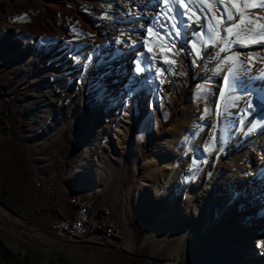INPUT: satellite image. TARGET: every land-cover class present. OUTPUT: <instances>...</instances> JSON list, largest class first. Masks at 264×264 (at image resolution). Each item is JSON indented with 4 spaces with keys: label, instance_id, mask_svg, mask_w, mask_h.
<instances>
[{
    "label": "rangeland",
    "instance_id": "374dc122",
    "mask_svg": "<svg viewBox=\"0 0 264 264\" xmlns=\"http://www.w3.org/2000/svg\"><path fill=\"white\" fill-rule=\"evenodd\" d=\"M191 3L199 27L180 16L182 35L161 38L170 24L144 32L120 0H0V264H252L254 241L264 248V7ZM125 47L137 49L128 83L116 74ZM118 123L128 128L113 139ZM84 162L103 195L115 173L114 244L39 231L51 233L52 190L69 193Z\"/></svg>",
    "mask_w": 264,
    "mask_h": 264
},
{
    "label": "built area",
    "instance_id": "2783aa9c",
    "mask_svg": "<svg viewBox=\"0 0 264 264\" xmlns=\"http://www.w3.org/2000/svg\"><path fill=\"white\" fill-rule=\"evenodd\" d=\"M68 200L74 205L72 215L53 213L50 217V231L55 238L111 245L121 237L120 227L109 217L107 206H98L93 197L85 198L78 193Z\"/></svg>",
    "mask_w": 264,
    "mask_h": 264
},
{
    "label": "bare ground",
    "instance_id": "6f19581e",
    "mask_svg": "<svg viewBox=\"0 0 264 264\" xmlns=\"http://www.w3.org/2000/svg\"><path fill=\"white\" fill-rule=\"evenodd\" d=\"M199 1V0H198ZM201 1V0H200ZM122 8L125 12L128 13L129 18L131 19V23L135 26H137L140 30L147 32V33H154L155 30H157L158 28H154L152 32H148L147 29L149 28V26L153 23V19L157 14V11H164L165 10V5L160 3V0H120ZM174 2V1H173ZM185 2L189 6H193L194 3H191V0H185ZM172 3V2H171ZM182 3V5L186 4ZM247 3V2H246ZM170 4V3H169ZM173 5V3L171 4ZM204 5V4H203ZM176 6V5H175ZM198 6V5H197ZM139 7V8H138ZM169 7V6H168ZM172 7V6H171ZM181 7V6H180ZM203 7V6H202ZM184 9V7H182ZM192 8V7H191ZM191 8H189L188 10H191ZM205 9V8H204ZM137 10V11H135ZM173 10V9H172ZM185 10V9H184ZM198 10V9H197ZM181 11V9H180ZM183 12V11H182ZM207 12V11H206ZM180 18V17H179ZM155 34V33H154ZM153 35V34H152ZM12 44V43H11ZM48 42H44L43 39H39V41L34 44L35 47V51H40L41 49H45L48 46ZM28 50V49H27ZM137 49L135 47L133 48H128L125 47L123 49L125 56H120V58L116 61V74H118L119 76H121V78H123V80L125 82H130L133 81V77L128 75L124 69L126 70V68L130 67V65L132 63H130V59L133 57V55L135 54V51ZM33 51V50H32ZM41 52H44L43 50ZM46 53H49V49L47 48V51H45ZM32 53H29V55H31ZM25 56L22 57V59L19 61L21 64L22 61H26V60H30V56ZM135 56V55H134ZM30 57V58H29ZM136 58V57H135ZM132 60V59H131ZM34 62V61H33ZM28 63V62H27ZM30 63V62H29ZM30 66V65H29ZM45 76V74H43ZM113 76H109V79H112ZM123 85L119 84L117 82H113L110 84V89L116 90L114 93L115 97L118 99L121 96V89H123ZM112 91V90H111ZM124 94V93H123ZM123 96V95H122ZM121 96V97H122ZM131 119V115H126V121H130ZM120 122V121H119ZM126 128H128L127 125H121L118 123V127L116 129L115 132V136L114 138H120V133L125 130ZM112 141V139L110 140ZM103 160H107L108 157L103 155L102 156ZM226 197H228L229 195H225ZM0 219H7L6 214L4 213H0ZM8 220V219H7ZM12 227L16 228L14 225H11ZM24 227V226H23ZM19 230H22L20 228H17ZM41 234L46 235L47 237L51 238V239H56V240H61V241H67L65 239H60V238H55L52 233H49L47 231L44 230H40ZM253 252L254 255L252 257V264H264V248L263 246L260 244V242L254 241L253 243ZM149 263H153L152 261H149ZM163 264H166L165 262H163ZM169 264V263H167Z\"/></svg>",
    "mask_w": 264,
    "mask_h": 264
},
{
    "label": "crops",
    "instance_id": "0c3cea01",
    "mask_svg": "<svg viewBox=\"0 0 264 264\" xmlns=\"http://www.w3.org/2000/svg\"><path fill=\"white\" fill-rule=\"evenodd\" d=\"M98 174V173H97ZM97 174H88L85 168V162L79 166V170L77 171L76 176L71 177L75 183L72 188H70V192L64 193L60 189L55 188L52 190V199L49 204L52 207L53 213L57 215H72L74 210V205L69 202L68 197L73 194H81L85 198L93 197L96 205H105L109 208V217L116 222L120 223V215L117 211V205L120 203V195L117 191L116 183L111 184V179L114 177L115 173L112 172L111 176L109 175L102 181L107 184L108 187L111 185V190L103 195L101 193V186H98L99 177ZM107 182V183H106ZM110 184V185H109ZM52 214V213H51Z\"/></svg>",
    "mask_w": 264,
    "mask_h": 264
},
{
    "label": "snow or ice",
    "instance_id": "6c2138e0",
    "mask_svg": "<svg viewBox=\"0 0 264 264\" xmlns=\"http://www.w3.org/2000/svg\"><path fill=\"white\" fill-rule=\"evenodd\" d=\"M174 2L177 3V4H179L180 3V0H174ZM216 2L219 5L221 3V0H216ZM160 3L161 4H164L166 6L165 7V10L164 11H160V10L157 11V14H156V16L153 19V23L147 29L148 32H152L154 28H158V29H169V24H170V26H171L170 27V30L164 31L163 32V36L161 38H165V37L166 38H171L173 35L179 37V36L182 35V33L177 28V22H176V19L175 18H178L180 16L187 17L191 21L192 24H197V26L199 27L198 21H199L200 17L197 16L196 20H192L191 16H189V14H188V5H183V7L185 8V11L182 12V11L179 10V8H177L175 10V12L173 13L172 10H171V8L168 7L169 0H160ZM251 6L252 7H256V6L264 7V0H260L259 5L253 4ZM208 7L211 8V5H209ZM233 7L234 8H238L239 5H237L235 2H233ZM204 10L205 9L203 7H201V9H200L201 13H203ZM220 14H221L222 17L226 18V20L229 21V22H232L235 19L234 15H233V12L231 10H229L227 7H224L223 8V11H221ZM214 15L215 14L213 13V18H214ZM243 19H244V17L241 15V22H243ZM223 22H224V20L222 19L221 20V23H223ZM185 26L186 27H189L191 25H187L186 24ZM205 26L208 27V29H209L210 32H213V37H210V40H213V42H214V39L219 38V33L215 31V28H214V26H213L212 23H209V24H207ZM233 26L234 27H239L238 24H234ZM260 27L261 28H264V25H261ZM172 30H175V31L173 32ZM201 31H202V28H201ZM249 31H253V30L252 29H249ZM225 32L231 33L232 32V27H226L225 28ZM155 34L156 35H160L159 32H157ZM172 43H173V45H175V40H172ZM225 43H227V41H225ZM236 43H239V41H236ZM193 47L195 48V45H193ZM183 50H184L183 48L180 49V51H183ZM225 50L226 49L223 48V47L220 48V52H224ZM176 54H178V53H176ZM195 54H196V56L199 57V56L202 55V52L200 50H197ZM216 56H219V53H217ZM141 57H143V53H141ZM74 59H76L77 61H79L81 58L80 57H74ZM91 59H92V56L89 55L87 57V60L90 61ZM227 59H233V60H235L237 58L236 57H228ZM165 62L167 63L168 61L165 60ZM173 63H174V61H173ZM193 63H195V62H193ZM138 64H139V61L137 62V65ZM85 67H87V65H85ZM134 70H135L136 73H141L145 69L142 68V67L136 66ZM164 71H168V69H165ZM217 71H219V69H217ZM228 73H229L230 76H232L233 78H235V70H234V68H229L228 69ZM227 79L228 78L226 77L225 78V81H227ZM236 99H239V98L237 97ZM257 126H258L257 124H254L252 128H249L248 129L249 132L253 131L255 129V127H257ZM211 147L212 146L210 145L209 151L211 150ZM205 162H207V161H205ZM196 167H197V164L194 161L193 162V168H196ZM191 179H195V173L192 175Z\"/></svg>",
    "mask_w": 264,
    "mask_h": 264
},
{
    "label": "water",
    "instance_id": "95a60500",
    "mask_svg": "<svg viewBox=\"0 0 264 264\" xmlns=\"http://www.w3.org/2000/svg\"><path fill=\"white\" fill-rule=\"evenodd\" d=\"M136 257L143 259V260H147V261L149 260V261H152L153 263H158V264H163V262H164L162 260L153 259V258H150L148 256H136Z\"/></svg>",
    "mask_w": 264,
    "mask_h": 264
},
{
    "label": "trees",
    "instance_id": "16d2710c",
    "mask_svg": "<svg viewBox=\"0 0 264 264\" xmlns=\"http://www.w3.org/2000/svg\"><path fill=\"white\" fill-rule=\"evenodd\" d=\"M0 246H4V244L0 241Z\"/></svg>",
    "mask_w": 264,
    "mask_h": 264
}]
</instances>
